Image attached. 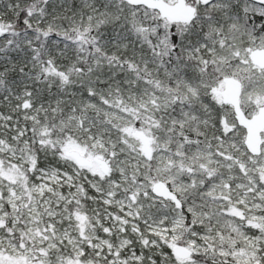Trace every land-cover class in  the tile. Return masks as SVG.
I'll list each match as a JSON object with an SVG mask.
<instances>
[{"label":"snow or ice","instance_id":"snow-or-ice-1","mask_svg":"<svg viewBox=\"0 0 264 264\" xmlns=\"http://www.w3.org/2000/svg\"><path fill=\"white\" fill-rule=\"evenodd\" d=\"M0 264H264V0H0Z\"/></svg>","mask_w":264,"mask_h":264}]
</instances>
